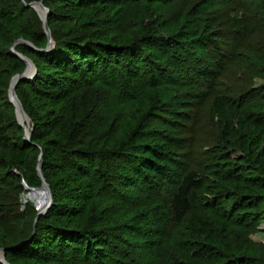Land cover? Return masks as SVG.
<instances>
[{
	"label": "trees",
	"instance_id": "1",
	"mask_svg": "<svg viewBox=\"0 0 264 264\" xmlns=\"http://www.w3.org/2000/svg\"><path fill=\"white\" fill-rule=\"evenodd\" d=\"M30 1L20 0L22 10L0 7V26L15 39L45 49L44 31L18 27L23 12L33 10L26 6ZM45 1L65 12H50L51 27L77 17H83L80 23L85 24L95 11L107 16L124 5H161L173 0ZM189 14L191 22L179 19L168 26L170 33H149L135 41L106 31L79 36L51 30L54 47L47 53L25 44L16 47L36 66L35 77L22 80L16 89L34 130L26 142L24 130L14 123L11 135L0 109V183L5 180L11 187L16 181L20 190L23 182L40 188L42 181L29 157L43 154L42 173L52 188L53 204L34 230L37 211L33 206L19 212L17 196H13L12 212L19 222L12 224L9 208L0 202V248L8 264H129V249L146 264H170L164 261L166 253L161 255L167 243L173 254L171 264H256L257 251L248 235L251 225L264 222V98L259 95L264 85L252 88L238 108L219 97L213 100L214 113L222 122L220 140L226 146L213 158L209 173L193 170L183 175L168 204L153 200L151 206L137 203L128 208L121 200L130 191L150 197L171 176L168 148L157 130L140 119L146 118L155 88L172 83L162 66L168 58L164 56L172 51L182 65L181 76L196 91L192 98L198 104L208 98L225 69V58L215 47L211 59L198 53L196 65L186 66L187 49L191 51L195 44L205 50L206 42L216 44L199 37L198 31L182 32L183 22L190 28L196 22V13ZM0 68L13 78L24 71L25 63L4 48ZM118 79L125 102L113 127L104 121L90 129L74 126L89 111L87 101L78 103L77 93L95 84L115 88ZM18 87L30 95L35 111L23 102ZM71 96L78 101L75 110L62 106ZM1 106L12 109L5 88L0 90ZM97 197L104 198L108 207L101 218L94 219Z\"/></svg>",
	"mask_w": 264,
	"mask_h": 264
},
{
	"label": "rangeland",
	"instance_id": "2",
	"mask_svg": "<svg viewBox=\"0 0 264 264\" xmlns=\"http://www.w3.org/2000/svg\"><path fill=\"white\" fill-rule=\"evenodd\" d=\"M19 3L20 0H0V7L20 10ZM31 3H40L47 10V26L50 34L53 30L60 35L70 33L72 35L88 36L93 32L106 31L124 41H135L149 33L166 35L170 33L168 26H172L179 19L191 22L189 13H196L193 19L196 22L191 25V28L189 23L188 25L183 22L182 32L189 31V35L192 30L198 31L200 33L199 37L211 38L216 44L213 46L211 42H206L209 46L207 45L208 48L205 50L195 48V44L192 46L191 51L187 49L184 54L186 66L196 65L198 53L211 59L213 47L225 58V69L216 80L210 95L203 103L198 104V99L192 98L196 91L186 85L185 82L187 81H184L181 76L182 65L178 64L175 56L171 53L172 51L168 56H164V58H168L163 60L162 66L165 65L168 69L169 76L173 79L172 83L155 88L146 118L140 119L143 120L142 123L146 121L160 134L168 148L167 155L171 159L172 172L168 182L150 197L145 193L126 192L121 200L128 208H133L137 203L141 206H151L153 200L168 204L171 195L176 190L177 181L183 175L193 170L202 174L209 173V165L213 158L224 152L226 146L220 140L222 122L214 113L213 100L219 97L234 108H238L242 102V97L246 96L252 88L264 85V0H173L161 5L151 3L124 5L110 11L107 16L95 11L86 17L87 22L85 24L80 23V18L83 19V17H77L76 19L68 18L66 21L52 23L51 27L48 25L50 12L55 11L61 15H64L65 12L59 11L57 5L50 6L45 0H32L27 5ZM18 27L26 28L31 32L37 29L44 31L41 13L31 9L29 11L25 10L19 20ZM22 41V39H15L8 35L0 26V49L10 48L15 54L17 53L16 47L24 44L21 43ZM187 42L192 41L187 39ZM24 58L28 59L36 69L32 60L27 57ZM166 63H168V66ZM26 68L27 65L25 64L24 71ZM11 81L12 78L5 69L0 68V84H2L0 90L5 88L9 102ZM18 88L23 102L35 111L34 102L30 95L23 88ZM16 89L17 86L15 94ZM122 90L120 79H118V86H115V88L95 84L91 87L82 88L77 93L79 102L74 101L75 98L71 96L69 100L67 99L68 102L66 100L63 102L62 106L65 105L67 108L70 106L71 109L75 110V102L81 105H83V101L89 103V111L85 113V118L74 123V126L77 124L80 129H90V127L96 126V123L101 124L103 121L110 125L109 127H113V124L117 122L116 118L120 105L125 102ZM259 95L264 98V93ZM16 97L27 117L26 122L23 124L31 136L34 123L32 118L25 112L17 94ZM11 106L12 109L9 110H4L2 106L0 109L6 115V127L13 135L12 125L14 123L19 125V122L16 108L13 104ZM229 116H231V113H229ZM22 129L24 130V128ZM40 157L41 154H33L29 157V164L36 170L39 166ZM15 172L19 175L17 171ZM51 172L56 173V170H51ZM7 183L5 180L0 183V202L5 204L6 208H9L7 213L10 214L9 217L13 219L12 224H14L19 221L15 217V213L12 212L14 210V205L11 204L13 196H17L15 197L18 200V210L20 212V210L25 211L29 206H33L36 210V203L41 197V193L36 196L34 201H31L29 199L30 191L26 190V183L23 182L22 190L19 189L16 181L11 187L7 186ZM48 186L53 199L52 188L49 184ZM107 205L108 202L104 198L97 197L94 200L92 210L93 218H101L108 207ZM177 230L181 231L178 228ZM248 240L255 246L257 251L256 264H264V222L255 227L251 225ZM168 245L169 243L165 245L166 247L161 255L164 256L166 253L169 258L166 256L168 259L165 258L164 261L171 264L173 254H171V248ZM0 250H3V253H0V259L6 261L4 249L0 248ZM142 259L139 253L129 249L126 258L127 263L146 264V261Z\"/></svg>",
	"mask_w": 264,
	"mask_h": 264
},
{
	"label": "water",
	"instance_id": "3",
	"mask_svg": "<svg viewBox=\"0 0 264 264\" xmlns=\"http://www.w3.org/2000/svg\"><path fill=\"white\" fill-rule=\"evenodd\" d=\"M27 7L32 8L33 10H35L38 13H41V19L43 22V29H44V33L47 36L48 42H47L46 48L41 49V50L36 49L29 42L22 41L21 43H24L25 45L29 46L31 49H33L37 52L47 53V52L51 51V49L54 47V42L51 38V34H50V31H49L48 26H47L48 12L40 3H31V4H28ZM15 55H16V57L21 59L27 65V68L23 73L18 74L12 78L10 90H9V100H10V103L13 104L16 108L19 125L22 128H24V130H25V141L29 142L30 141V133H29L28 129H26L24 124H23V121H25L27 119V117H26L17 97H16L15 88L20 81L34 78L37 71L28 59L24 58L23 56H21L17 53H15ZM42 159H43V154H41L39 166L37 169L38 175L42 181V186L40 188H37V189L36 188H29L26 186V190L32 191V192H37L41 189H45L47 192V195H48V198L45 200V202L43 204H40V206L36 207L37 215L35 217V221H34V225H33L34 230H35L36 222L38 221L39 217L41 215H44L50 209V207L53 204V199H52V194H51L50 188H49L48 184L46 183L44 176L42 174V171H41ZM0 253H3V250H0ZM0 263L1 264H8L6 261L1 260V259H0Z\"/></svg>",
	"mask_w": 264,
	"mask_h": 264
},
{
	"label": "bare ground",
	"instance_id": "4",
	"mask_svg": "<svg viewBox=\"0 0 264 264\" xmlns=\"http://www.w3.org/2000/svg\"><path fill=\"white\" fill-rule=\"evenodd\" d=\"M26 120L23 121V123H25ZM40 193H41V197L38 199L37 206H40V204H43L45 202V200L48 198V195H47L46 190L45 189H41V190H39L37 192L30 191V194H29V199L31 201H34V199L36 198V196H38Z\"/></svg>",
	"mask_w": 264,
	"mask_h": 264
}]
</instances>
